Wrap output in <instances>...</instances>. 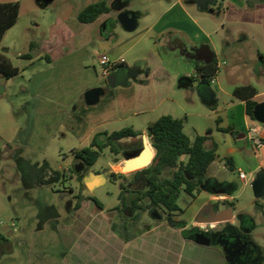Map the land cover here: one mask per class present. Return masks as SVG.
<instances>
[{
  "label": "crops",
  "instance_id": "0c3cea01",
  "mask_svg": "<svg viewBox=\"0 0 264 264\" xmlns=\"http://www.w3.org/2000/svg\"><path fill=\"white\" fill-rule=\"evenodd\" d=\"M160 7L154 18L147 16L142 19V25L139 19L143 14L135 12L138 16L137 29L133 32L126 31L127 35L112 36L108 33L111 11L94 23H82L83 27L77 30L60 19L58 24L51 28L50 37L43 45L45 53H48L45 57L53 64L65 60L74 53L83 52L84 63H87L92 57L97 56L96 59L99 61L102 55H109L113 62L123 60L110 74L125 68L112 88L139 87L142 91L149 89L153 92L149 102L143 100L140 104L136 103V109L133 111L123 114L121 107H117L115 116L97 123L86 136V140H90V145L100 133L110 134L117 131L115 129L109 131L107 127L126 122L130 123V127L135 131L142 133L140 139L142 142L145 140L155 154L147 134L150 123L163 115L187 120L194 115L192 114L194 111H197V117H209L207 107H200L201 105L194 99H188L186 95H182L183 98L180 95L186 91L188 85L195 89L202 103L210 106L218 115L210 133L203 134L200 120L192 126L194 138L198 135L211 137L206 143L207 148H211L213 143L217 144V159L209 167L207 181L201 193L186 212L168 219L165 216L156 218V224L147 225L146 229L134 227V231L121 230L117 224L119 216L114 209L119 205L107 207L93 196L95 189L107 178L106 173L96 172L93 177L88 174L82 181L88 189L86 196L94 197L101 205L85 198L76 204L79 205L76 211H73L75 204L72 202L70 209L73 213L69 216L54 215L44 220L45 225L53 219L64 220L61 231L64 241V249L61 252L63 264H229L219 246L214 242L211 245L197 243L193 232L199 230L207 232L203 227L208 223L216 225L215 228L209 229L210 235L221 226L236 225V215H233L234 218L229 222L218 223L215 220L219 216L231 213L227 205L237 202L240 197L237 191L241 189L242 193L253 183L257 174L264 171V124L262 126L256 120L251 121L246 114V103L233 96L235 87L253 85L258 90L255 100L258 103L264 102V62L260 58V55L264 56V0H222L220 3V10H223L224 14L232 10L239 14L240 18L236 23L242 30V37L238 42L239 47L236 48L233 47L234 39L228 40L223 36L229 32L234 22L229 24L222 20L214 23L204 18L199 20L194 10L201 9L195 0H171ZM209 12L215 13V9ZM98 29H101L102 40L94 38V33ZM203 45H207L213 52L219 67L216 77L207 85H202L204 79L199 78L196 69H189L187 67L189 63H186V60L198 61L196 55ZM99 46L104 47L100 52L97 51ZM232 48L234 50L229 54L238 58L239 66L237 71H232L233 74L229 69L223 73L221 70L225 69L226 61L221 60L226 49ZM163 51L165 55L162 54ZM252 63L256 64V67L250 69ZM183 73H186L187 78L180 83L177 82ZM224 76H231L229 79L232 88L224 87L222 82ZM242 77H245L244 82H240ZM200 86V91L207 100L200 97L198 90ZM174 87L177 88L176 93H172ZM105 93L104 89L102 95ZM223 106L226 108L221 111L225 113L220 112ZM240 108L242 112L240 118H237L235 111ZM140 127H144L143 130ZM185 128L186 125L184 130ZM228 128L238 136L234 137L230 132L221 130ZM254 129L257 133L253 132ZM128 140L135 141L132 138ZM258 142L261 143L260 147H257ZM141 149L142 145L138 144L132 147L131 152H138ZM228 157L234 159L235 169L232 171L221 162L223 158ZM113 166L111 163L109 172L119 174ZM240 172L246 173L247 179H241ZM232 173L238 174L240 186L235 183ZM96 180L99 182L98 185L90 189L88 183ZM216 204L219 205L217 209L211 207ZM241 212L239 210L237 213ZM216 233L217 231L213 234ZM250 241L259 251L257 244ZM257 263L260 262L249 264Z\"/></svg>",
  "mask_w": 264,
  "mask_h": 264
},
{
  "label": "rangeland",
  "instance_id": "374dc122",
  "mask_svg": "<svg viewBox=\"0 0 264 264\" xmlns=\"http://www.w3.org/2000/svg\"><path fill=\"white\" fill-rule=\"evenodd\" d=\"M11 1L20 3V14L16 25L6 32L0 44V54L7 57L21 73L10 79L0 75V233L6 238L0 246V264H63L61 252L64 241L61 231L64 220L53 219L46 225L44 220L49 216L66 217L70 214V203H76L71 193L72 188L88 195L86 185L78 181L77 173L73 170L76 162L74 152L90 146V140H86V136L101 120L115 116L117 107H121L123 114H127L136 109V103L140 104L143 100L149 102L153 92L149 89L142 91L139 87L112 88L106 78H102L97 56L84 63L83 52H78L53 64L45 57L48 53H45L43 45L50 37L51 28L60 19L77 30L83 27L78 20L79 13L87 6L103 0H54L48 4L37 0H0ZM104 1H107L111 9L108 33L114 36L127 35L118 21L121 13L141 12L143 17L139 22L142 25V19L147 16L154 18L160 6L171 0ZM221 2L219 0L212 7L215 13L195 9V15L199 20L204 18L208 22H234L229 32L223 36L228 40L234 39L233 47H239L238 42L242 37V30L236 23L239 21V14L233 10L224 14L219 7ZM94 38L102 40L101 29L95 31ZM31 43L35 45L33 49L30 47ZM103 49L104 47H97L98 52ZM226 50L221 60L226 61V66L221 71L225 73L229 69L233 74L232 71H237L239 60L229 54L233 48ZM27 53L31 54V59L21 57ZM162 54L165 55L164 51ZM197 62L199 61L186 60L189 69H196ZM255 67L254 63L249 66L250 69ZM230 77H222L227 89L232 88ZM184 78H187L186 73L178 77L177 82L180 83ZM244 79L242 77L240 82H244ZM186 87V91L180 95L194 99L200 107L205 106L209 110L207 118L197 117V111H194L193 116L184 119L185 133L193 140V124L200 120L202 132L206 134L216 123L218 115L210 106L202 103L195 89L188 85ZM95 88H104L106 93L101 96L100 102L89 105L85 94ZM176 91L177 88L174 87L172 93ZM224 108L226 106L220 108L221 113ZM241 112V108L235 111L237 118H240ZM130 126V123L120 122L107 129L118 131ZM143 128L140 127L141 130ZM105 141V137L99 136V144ZM146 145V153L153 152L150 145ZM126 148H130L128 142L120 144L119 154L105 148L94 166L82 169L83 178L88 174L93 177L96 172L106 173L107 178L95 189L93 196L107 207L120 204V188L110 177L111 163L115 171L128 179L133 178L137 172L134 170L144 166L125 171L121 151ZM233 175L235 183L240 186L238 174ZM98 183L96 181L93 187ZM237 192L240 193L237 202L227 205L233 215H236V225L229 224L223 230L247 235L249 240L257 244L261 253V262L257 264H264V198H255L252 184L242 193L241 189ZM192 202L193 199L187 194L181 193L178 204L184 212ZM236 210L242 212L238 214ZM155 211L161 217L166 216L160 209ZM153 214L151 211L141 210L129 216V230L134 231V227L146 229L147 225L156 224ZM123 218L125 219L124 216ZM123 220L119 216L117 223L123 224Z\"/></svg>",
  "mask_w": 264,
  "mask_h": 264
},
{
  "label": "trees",
  "instance_id": "16d2710c",
  "mask_svg": "<svg viewBox=\"0 0 264 264\" xmlns=\"http://www.w3.org/2000/svg\"><path fill=\"white\" fill-rule=\"evenodd\" d=\"M21 5L19 2H0V44L8 30L16 25ZM111 9L107 1H100L87 6L78 15L79 22L91 24L101 16L110 13ZM209 11H214L211 7ZM33 49L34 43L30 44ZM22 58L31 59L30 53L24 54ZM264 62V56L260 55ZM196 73L199 78L206 80L208 84L216 77L219 72L216 57L210 64L199 61L196 64ZM21 73L18 67L13 66L11 61L0 54V75L10 79ZM258 90L253 85L237 86L233 90V96L246 103V114L251 121H255L254 108L258 104L255 97ZM185 120L175 118L171 115H163L147 127V134L151 145L155 150V157L152 163L145 169L137 171L134 176L143 172L147 176L149 183L145 192H140L138 197L132 201V210L160 209L167 218L183 213L184 210L179 206L178 200L182 192L191 199H196L201 193L202 187L207 181V173L211 164L217 159V144L213 143L211 148L206 147V143L211 140L210 136H196L193 140L185 133ZM230 132L234 137L238 134L232 129H221ZM98 136H105L103 144L98 143ZM142 133L135 131L131 127H126L112 133H100L94 138L91 145L74 154L82 158L88 167H92L98 161L105 148H110L115 154H119L117 143L125 139H140ZM223 165L229 170L235 169L232 157L223 158ZM113 181L121 179L119 187L124 190V182L128 180L125 175L111 173ZM124 181V182H123ZM119 198L125 206L127 202L126 192L121 191ZM80 201L83 197H79ZM99 206L97 199L91 197ZM145 199L148 203H145ZM79 205H77L78 208ZM260 207L259 205H256ZM217 209L219 205H212ZM6 238L0 233V246Z\"/></svg>",
  "mask_w": 264,
  "mask_h": 264
},
{
  "label": "flooded vegetation",
  "instance_id": "af4514ba",
  "mask_svg": "<svg viewBox=\"0 0 264 264\" xmlns=\"http://www.w3.org/2000/svg\"><path fill=\"white\" fill-rule=\"evenodd\" d=\"M123 72H122V74H123ZM106 80H107V78H106ZM122 142H128V144H130V148H126V149H123L121 151V154L123 157L126 154L132 153L131 152L132 147H134L135 145H138V144L142 145V139H135V141H131V140L129 141L128 139H125V140L120 141L116 144L119 152H120L119 146ZM74 157H75L76 162L74 164L73 170H74V172L77 173L78 181L80 183H82L83 171H84L82 169H88V166L86 165L85 161L82 158L77 157L75 154H74ZM116 181L118 182L117 184L119 186V183L122 180L119 179ZM148 186H149V183L147 180V176L143 172L139 173L137 176L133 175L132 179H128L127 181L124 182V186H123L124 190L120 189V193H121V191L126 192V198H127L126 203L127 204H125V206H124L122 204L120 198H119L120 204L118 207H116L114 209V211H116L117 215L120 216L121 221L124 219L123 216L125 217V219L123 220V222H124L123 224L117 223L119 225V227L121 228V230H125V231L129 230V225L127 223L128 217L131 215H135L136 213L141 211V210H136V211L132 210V201L136 197H138L140 192H145L148 189ZM71 193L73 194V198H75V200H76V203H74L75 205L73 207V211H76L78 209L76 204L78 202H80L79 197H83V199H85V198L91 199V196H86L83 192H81L80 190L78 191L77 189H74V188L71 189ZM120 193H119V195H120ZM119 195H118V197H119ZM83 199H81V201ZM146 200L147 199H145V203H148V202H146ZM71 204H72V202L69 205V213L70 214L73 213L72 209H70ZM142 211H144V210H142ZM145 211H151V213H154L153 215L155 218H157L158 215L160 216V218H162L161 215L155 211V209H148ZM69 215H67V216H69ZM164 215H166V214H164ZM179 215H180V213H179ZM121 216H122V218H121ZM223 229H224V227L218 229L217 233L212 234V235L209 234V228H208L207 232L194 231L193 237L195 239L196 235L198 233H201V232L205 233L207 235V237H210L212 239V242H214L217 246H219L221 248L225 257L229 259V261H228L229 264L230 263H232V264H249V263L255 262V261L261 262L262 256H261L260 251H258L256 246L248 239L247 235L240 233V232H229V231H225Z\"/></svg>",
  "mask_w": 264,
  "mask_h": 264
},
{
  "label": "water",
  "instance_id": "95a60500",
  "mask_svg": "<svg viewBox=\"0 0 264 264\" xmlns=\"http://www.w3.org/2000/svg\"><path fill=\"white\" fill-rule=\"evenodd\" d=\"M37 1L42 2L44 4H48L54 0H37ZM218 1L219 0H195V3L199 7V9L207 11V10H209V8L216 5ZM118 21L120 22V24L122 25L124 30L127 32H133L137 29L138 16L135 12L125 11V12L121 13L118 17ZM196 59L198 61H203L206 64H210L214 60V54L207 45H203L199 49V51L196 55ZM124 70H125V68H122L118 71L111 73L109 76H107V81L111 87L115 86V82H116L119 74H122V72ZM207 84L208 83L206 82V80L202 81V85H207ZM201 86L198 89L199 95L203 100H207L206 99L207 97H205V95H203L200 91ZM103 93H104L103 88H95V89L87 91L85 94L87 104L93 105V104L98 103L100 100V97ZM254 117H255L256 121H258L261 124H264V102L258 103L255 106ZM146 148H147L146 142H145V140H143L142 149L140 151L126 154L124 156L125 161H124L123 169L124 170H130V169H133L135 167H141V165H144V166H142V168H139V169L134 170V171H141V170L147 168L152 163V161L155 157V154L153 152L148 151L146 157L141 158V156L144 154ZM96 181H98V180H96ZM91 183H95V182L88 183V187H90ZM252 187H253V191H254V195H255L256 199L259 200V199L264 198V171H261L257 174L255 180L252 183ZM157 218L160 219V216L158 215ZM233 218H234V216H233V213L231 212V213H228L227 216H219L215 220V222H218V223L229 222ZM195 241L199 244H202V245H211V243H212V239L210 237H207V235L205 233H202V232L198 233L196 235ZM226 259H227V261H229L228 258H226ZM230 264H232V263H230Z\"/></svg>",
  "mask_w": 264,
  "mask_h": 264
},
{
  "label": "built area",
  "instance_id": "2783aa9c",
  "mask_svg": "<svg viewBox=\"0 0 264 264\" xmlns=\"http://www.w3.org/2000/svg\"><path fill=\"white\" fill-rule=\"evenodd\" d=\"M122 62L123 60L120 62H113L110 59L109 55H102L101 58L99 59V63L101 65V71H102V78H107L110 72L114 70L117 67V65L121 64ZM253 132L257 133V130L254 129ZM260 146H261V143L258 142L257 147H260ZM239 176L241 179H247V174L244 172H240ZM215 227H216L215 223H208L205 227H203V229L208 230V228L213 229Z\"/></svg>",
  "mask_w": 264,
  "mask_h": 264
},
{
  "label": "bare ground",
  "instance_id": "6f19581e",
  "mask_svg": "<svg viewBox=\"0 0 264 264\" xmlns=\"http://www.w3.org/2000/svg\"><path fill=\"white\" fill-rule=\"evenodd\" d=\"M146 155H147V153H146V150H145L144 155H142L141 158L146 157ZM141 166H142V165H141ZM135 168H136V167H135ZM125 171H126V170H125ZM91 185H92V186H91ZM93 185H94V183H91V184H90V187H93Z\"/></svg>",
  "mask_w": 264,
  "mask_h": 264
}]
</instances>
